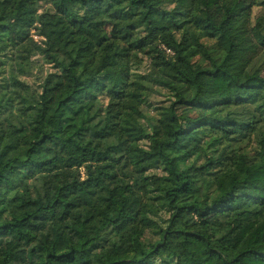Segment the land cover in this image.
<instances>
[{
    "label": "trees",
    "instance_id": "16d2710c",
    "mask_svg": "<svg viewBox=\"0 0 264 264\" xmlns=\"http://www.w3.org/2000/svg\"><path fill=\"white\" fill-rule=\"evenodd\" d=\"M40 1L0 0V264H264V0Z\"/></svg>",
    "mask_w": 264,
    "mask_h": 264
},
{
    "label": "rangeland",
    "instance_id": "374dc122",
    "mask_svg": "<svg viewBox=\"0 0 264 264\" xmlns=\"http://www.w3.org/2000/svg\"><path fill=\"white\" fill-rule=\"evenodd\" d=\"M209 1L212 2L214 0H209ZM241 2L243 4H247L249 3V0H241ZM38 7H39V10L42 11L44 9H48L49 5H47L46 2L42 0L38 3ZM252 12H253V23L257 25L259 31L264 33V22L262 18L264 12L262 8L253 7ZM220 20H221L220 16H217L214 19L215 22H219ZM30 36L38 44H41V42L43 41V37L38 35V32L35 27L30 29ZM191 50L192 51L190 52V54H194L196 52L193 48H191ZM32 60H33V64L29 70V73L25 76H22L21 79L27 82L28 84H30L32 87L38 88L44 74L49 71H54V69L51 67L50 64H47L44 61V59L39 55L33 56ZM134 70L139 73H148L150 70V60L147 57H144V56L141 57V60L134 66ZM167 99L168 98H167L166 91L154 90V92H152V94L148 97V100H147V106L145 108L147 111L146 112L147 115L149 116L157 115L156 111H154V108L167 105ZM160 119L164 126L165 132H167L168 134L171 130L170 122L166 119V117H163V118L161 117ZM2 147H3L2 141H0V148ZM247 193L256 194V192L254 191H248ZM160 216L165 219L167 217V214L164 212H161ZM257 264H262V263H257Z\"/></svg>",
    "mask_w": 264,
    "mask_h": 264
},
{
    "label": "built area",
    "instance_id": "2783aa9c",
    "mask_svg": "<svg viewBox=\"0 0 264 264\" xmlns=\"http://www.w3.org/2000/svg\"><path fill=\"white\" fill-rule=\"evenodd\" d=\"M169 51V50H168Z\"/></svg>",
    "mask_w": 264,
    "mask_h": 264
}]
</instances>
